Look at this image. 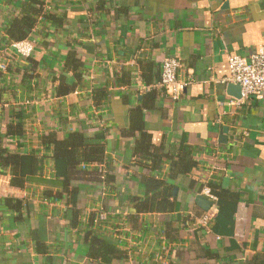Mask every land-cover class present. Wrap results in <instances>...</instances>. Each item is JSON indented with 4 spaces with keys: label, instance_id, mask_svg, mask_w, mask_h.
<instances>
[{
    "label": "crops",
    "instance_id": "0c3cea01",
    "mask_svg": "<svg viewBox=\"0 0 264 264\" xmlns=\"http://www.w3.org/2000/svg\"><path fill=\"white\" fill-rule=\"evenodd\" d=\"M23 1L0 0V30L20 13ZM52 2L45 0L47 11L56 7L65 22L36 25L28 38L34 45L29 59L0 52L10 60L7 71H0V148L8 149L6 128L17 124L14 114L21 110L23 135L11 142L22 154L40 150L22 191L7 189L9 178L7 188L1 187L0 264H96L87 257L82 235L63 222L68 190H62L55 164L41 146L45 137L57 141L71 132L104 142L105 167L113 182L99 180L97 168L86 167L94 173L71 180L75 193L70 204L81 209L85 222L91 217L96 226L107 222L106 235L125 254L111 264H264V93L232 106L234 91L221 82L229 75V56L247 58L264 46V0ZM71 51L83 77L73 92L57 97L59 77L65 84L76 81L64 68ZM134 58H148L156 72L164 59L175 58L178 78L190 76L177 101L158 95L156 108L144 112V128L165 148L183 140L181 146L196 163L191 174L168 180L173 211L143 214L136 223L129 202L145 195L143 170L133 168L135 138L125 132L127 111L145 89ZM123 71H131L132 79L118 87L116 76ZM94 89L106 91L99 107L91 100ZM223 127L228 129L226 144L219 143ZM168 167L164 161L154 175L167 179ZM208 182L226 192L229 199L221 207L202 195ZM5 193L26 196L28 203L22 223L11 229L8 220L16 214L5 205ZM200 196L211 204L201 207ZM40 211L45 215L43 255L31 238ZM144 224L150 225L146 231Z\"/></svg>",
    "mask_w": 264,
    "mask_h": 264
},
{
    "label": "trees",
    "instance_id": "16d2710c",
    "mask_svg": "<svg viewBox=\"0 0 264 264\" xmlns=\"http://www.w3.org/2000/svg\"><path fill=\"white\" fill-rule=\"evenodd\" d=\"M54 3L53 0L52 5ZM104 6L105 3L100 1L99 8L105 10ZM19 10L20 13L11 18L9 23L0 30V47L28 39L37 24L52 22L57 26H61L65 22V15L58 14L56 7L51 11H47L45 0H24ZM147 59L134 58L140 75L139 78L145 90L139 94L138 103L127 111L128 128L125 132L127 136L135 138L130 149L131 158L133 168L143 170L141 180L145 188V195L142 198H134L129 202L132 205L129 215L133 223H136L138 216L143 214L171 213L174 208L173 188L168 180L178 175L191 174L196 170V163L192 160L190 153L181 146L184 142L183 140L177 145H169L168 148H165L164 142L157 144L155 136L148 133L144 128V112L156 108L155 102L158 95L167 96L165 90L153 88L159 81L160 72H156L155 64ZM64 68L73 74L76 81L72 84H65L63 78L59 77V82L55 89L57 97L71 93L79 87L84 73L80 60L72 51L66 56ZM25 77L27 76L25 75ZM30 77L33 78V76L29 75ZM130 79H132L131 71H123L116 76L117 86L129 85ZM105 98L106 91L104 89H94L92 91L91 100L94 106H101V102ZM122 98L124 102H127L124 97ZM14 118V120H17V124L8 125L5 133L9 147L8 149L0 148V175L9 176V189L22 191L25 185V177L33 173L34 167L38 163L37 153L40 150H30L28 153L22 154L19 151L18 144L14 145L11 142V139H19L23 135L22 122L25 116L20 110L14 114ZM107 128L105 127L104 129L106 130ZM41 146L42 150H44L43 152L48 154V160L53 161L55 164L56 176L62 181V190H68V194H66L69 197L67 199L68 206L63 214V222L67 227L76 230L78 235H82L83 241L89 247L87 257L96 264H111L114 260L123 259L125 257L124 252L116 249V244H114L112 239L113 236L106 235V231L103 229V227L107 226V222H99V227L95 225L94 217L89 218L85 222L81 220V209L70 204L72 195L75 193L74 188L70 189L71 180L77 178L78 174L83 179H87V175L91 171H88L85 166H95L91 168L104 167L102 172H97L99 180H103L106 183L113 182L112 174L105 167L106 157L103 140L94 137L88 138L80 132H71L64 139L57 141L45 137ZM164 161L169 163L166 171L167 179H161L154 175L158 170L160 171ZM79 168L83 169V171L79 170ZM81 172L83 173L80 174ZM206 187L217 197L218 205L221 207V202L224 198H228L226 192L214 183L208 182ZM5 198L4 202L7 208L14 211L12 214H16L15 216L11 215L8 220L9 229L15 228L14 226L22 223L23 212L28 203L25 198L18 199L13 195H7ZM37 215L38 224L33 234H31V238L37 254L43 255L46 253L45 215L42 211ZM149 226L144 224L142 227L146 231ZM112 228L116 230L118 227L112 226ZM172 231L176 232L177 229ZM115 232L116 234L119 233L118 230Z\"/></svg>",
    "mask_w": 264,
    "mask_h": 264
},
{
    "label": "built area",
    "instance_id": "2783aa9c",
    "mask_svg": "<svg viewBox=\"0 0 264 264\" xmlns=\"http://www.w3.org/2000/svg\"><path fill=\"white\" fill-rule=\"evenodd\" d=\"M1 51H9V53L12 51L14 56L19 57L22 60H27L34 52V45L29 39H26L14 42L9 46H2L0 47V52ZM8 62H10L9 58L0 53V71H7ZM179 68V62L175 58L164 59L160 67L159 81L154 85L158 90H165L167 97L171 101H177L180 98L181 93L191 82L190 76L185 79L178 78ZM228 68L229 75L221 82L240 87V98L231 101L230 104L232 106L240 105V103L246 101L250 96H259L264 93V46L259 47L247 58L236 55L229 56ZM103 128H105V126ZM85 167L91 168L95 166L88 165ZM97 168L99 172H102L104 167L100 166ZM6 178H9V176L0 175V196H4V192L2 191L5 189H2L1 187L7 188ZM7 189H9V184ZM5 195L7 196L10 194L5 193ZM202 195L212 203L217 202V197L213 195L207 187L202 189ZM24 197L26 196L21 198ZM99 218L104 220L105 215L100 213ZM205 220H202L201 222L206 225Z\"/></svg>",
    "mask_w": 264,
    "mask_h": 264
},
{
    "label": "water",
    "instance_id": "95a60500",
    "mask_svg": "<svg viewBox=\"0 0 264 264\" xmlns=\"http://www.w3.org/2000/svg\"><path fill=\"white\" fill-rule=\"evenodd\" d=\"M227 90L228 91H234V93L232 94V96L235 98V99H239L240 98V87L237 86V85H232V84H228L227 85ZM227 131L228 129L226 127H223L222 128V135H219V143H222V144H226V134H227ZM174 193H175V190H174ZM198 204L203 207V208H206V206L210 205L211 203L208 202L207 199H205L204 197H198Z\"/></svg>",
    "mask_w": 264,
    "mask_h": 264
}]
</instances>
